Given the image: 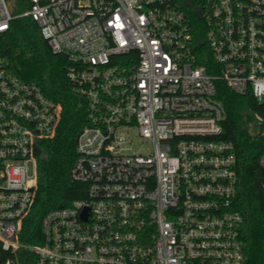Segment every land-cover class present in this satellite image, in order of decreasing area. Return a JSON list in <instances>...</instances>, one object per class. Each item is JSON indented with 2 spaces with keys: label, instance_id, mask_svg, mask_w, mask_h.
Returning a JSON list of instances; mask_svg holds the SVG:
<instances>
[{
  "label": "built area",
  "instance_id": "2783aa9c",
  "mask_svg": "<svg viewBox=\"0 0 264 264\" xmlns=\"http://www.w3.org/2000/svg\"><path fill=\"white\" fill-rule=\"evenodd\" d=\"M190 2L20 0L16 14L17 0H0V264H19L21 251L36 264H246L238 159L216 94L224 81L264 105V0ZM189 9L214 71L200 63ZM16 19L68 59L88 116L72 170L87 197L49 212L36 245L21 235L61 106L5 52Z\"/></svg>",
  "mask_w": 264,
  "mask_h": 264
},
{
  "label": "trees",
  "instance_id": "16d2710c",
  "mask_svg": "<svg viewBox=\"0 0 264 264\" xmlns=\"http://www.w3.org/2000/svg\"><path fill=\"white\" fill-rule=\"evenodd\" d=\"M193 2L195 10H199L201 0ZM195 10L189 12L195 41L201 46L200 63L211 72L214 61L204 44V24ZM3 45L19 73L38 83L45 96L61 106L56 136L41 141L37 150L35 201L21 235L23 242L36 245L42 242L41 223L49 212L87 197V187L72 179L77 137L88 124L87 109L74 91L68 59L49 48L35 24L28 19L14 20ZM216 98L227 114L223 137L234 144L238 159L239 195L235 208L244 218L242 239L246 264H264V105L250 95L235 94L224 81L217 82ZM18 260L19 264H36V257L30 252H19Z\"/></svg>",
  "mask_w": 264,
  "mask_h": 264
},
{
  "label": "rangeland",
  "instance_id": "374dc122",
  "mask_svg": "<svg viewBox=\"0 0 264 264\" xmlns=\"http://www.w3.org/2000/svg\"><path fill=\"white\" fill-rule=\"evenodd\" d=\"M18 1V6H17V10L15 11L16 14L20 13L22 11V9L20 8V0ZM129 147H131V149L134 152H141V153H150L152 150V147L150 144L147 143H141V142H133L132 144L129 145Z\"/></svg>",
  "mask_w": 264,
  "mask_h": 264
},
{
  "label": "water",
  "instance_id": "95a60500",
  "mask_svg": "<svg viewBox=\"0 0 264 264\" xmlns=\"http://www.w3.org/2000/svg\"><path fill=\"white\" fill-rule=\"evenodd\" d=\"M9 2H10V4L12 5V4L15 2V0H9ZM189 5L192 7L194 4H193V2H190ZM60 207H61V206H60Z\"/></svg>",
  "mask_w": 264,
  "mask_h": 264
}]
</instances>
